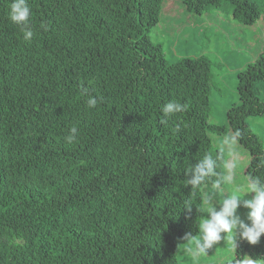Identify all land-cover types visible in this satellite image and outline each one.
<instances>
[{
  "label": "trees",
  "instance_id": "1",
  "mask_svg": "<svg viewBox=\"0 0 264 264\" xmlns=\"http://www.w3.org/2000/svg\"><path fill=\"white\" fill-rule=\"evenodd\" d=\"M164 1L27 0L25 40L0 0V264H179V241L200 233L205 186L186 173L211 154L219 175L206 186L223 176L208 131L224 128L208 121L209 57L169 62L149 37ZM182 1L198 15L230 9L244 25L261 13L251 0ZM260 81L264 54L238 72L227 121L249 151L246 174L264 180L263 144L246 123L264 116ZM169 101L187 110L165 118ZM245 258L264 260V234L238 238L220 264Z\"/></svg>",
  "mask_w": 264,
  "mask_h": 264
},
{
  "label": "rangeland",
  "instance_id": "2",
  "mask_svg": "<svg viewBox=\"0 0 264 264\" xmlns=\"http://www.w3.org/2000/svg\"><path fill=\"white\" fill-rule=\"evenodd\" d=\"M251 1L260 6L261 13L254 24L244 25L233 18L230 9H211L207 13L198 15L187 11L182 0H165L160 11V19L149 32L151 41L161 45L169 62L200 55H205L211 60L212 80L208 121L218 123L224 128L220 133L208 131L214 150H221L224 138L233 133L227 121V111L232 105L239 103L236 88L238 72L255 61L260 54H264V0ZM254 91L264 100V81L257 82ZM246 123L250 131L261 139L264 148V116H250L246 118ZM222 152L224 153L222 173L225 175L224 165L230 160V156L227 148H223ZM233 152L237 162L233 183H223L219 187L208 185L203 190V196L205 194L212 196L217 209L225 196L231 195L233 190L247 183L246 168L250 161L249 151L237 142ZM251 195L249 193L248 197ZM247 211L248 209L244 207L237 209L246 223H248ZM206 215L204 210V216ZM199 237L200 233L179 241L177 250L179 264H220L235 256L236 246L225 234L224 240L214 245L206 254L193 259L187 249L190 245L194 247L192 241ZM238 238L237 233L236 243ZM251 260L254 264H264L263 259Z\"/></svg>",
  "mask_w": 264,
  "mask_h": 264
},
{
  "label": "clouds",
  "instance_id": "3",
  "mask_svg": "<svg viewBox=\"0 0 264 264\" xmlns=\"http://www.w3.org/2000/svg\"><path fill=\"white\" fill-rule=\"evenodd\" d=\"M29 17L30 8L27 0H11L8 19L13 24L21 27L25 40H31L32 38V31L28 26ZM42 27L46 29L45 25H42ZM97 104V98L91 96L88 98V108H95ZM186 110L187 105L176 101H169L160 109L165 118ZM162 122L165 121L162 120ZM77 135L78 129L73 126L65 139L68 143H72L77 139ZM239 135V131H236L226 136L222 142L223 148L228 150L230 160L225 162L224 165L226 174L216 180L214 187H219L223 183L232 184L234 181L237 162L233 147L237 144ZM217 159L218 157L214 158L211 154H205L192 168L187 170V185H190L192 189H200L202 185H207L211 177L218 176ZM249 193L252 194L250 197H248ZM240 207L248 209L246 214L248 223L238 214L237 209ZM184 208L191 212L192 204L188 202ZM201 209L206 210L207 215L198 224L200 237L192 241L194 247L190 245L187 249L193 259L206 254L214 245L224 240L225 234L234 246H236L237 233L240 239L254 245L259 242L262 234H264V180L249 176L244 186L236 188L231 195L224 197L219 209L213 203L212 196L205 194L202 197ZM190 237V234H186L184 239ZM240 264H254V261L245 259Z\"/></svg>",
  "mask_w": 264,
  "mask_h": 264
}]
</instances>
